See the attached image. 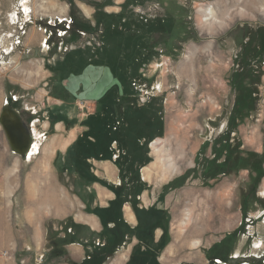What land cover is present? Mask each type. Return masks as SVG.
<instances>
[{
    "label": "rangeland",
    "instance_id": "374dc122",
    "mask_svg": "<svg viewBox=\"0 0 264 264\" xmlns=\"http://www.w3.org/2000/svg\"><path fill=\"white\" fill-rule=\"evenodd\" d=\"M229 2L0 0V109L23 110L37 95L50 123L80 127L70 174L79 156H130L135 175L125 185L134 193L139 181L150 187L132 210L136 219L112 220L128 230L102 247L99 264L116 252V264H264V151L242 140L255 127L249 140L261 137L264 146V16ZM232 10L244 16L225 23ZM150 109L163 112L161 140L143 136L144 124L161 123ZM34 134L29 158L40 152V160L47 139ZM142 140L151 141L143 180ZM177 146L183 157L168 173ZM90 169L78 166L79 176Z\"/></svg>",
    "mask_w": 264,
    "mask_h": 264
},
{
    "label": "crops",
    "instance_id": "0c3cea01",
    "mask_svg": "<svg viewBox=\"0 0 264 264\" xmlns=\"http://www.w3.org/2000/svg\"><path fill=\"white\" fill-rule=\"evenodd\" d=\"M31 97L33 103L23 110L11 106L29 127L32 135L37 132L39 137L36 139L40 137L47 139L45 142L47 148L44 151V158L40 160H37L40 152L31 158L28 153L25 156L18 155L11 150L5 134L0 129V264H99L97 260L102 257L100 252L102 247L113 237L118 236L117 234L123 236L128 230L124 224L117 227L118 221L136 219L132 210L139 207L140 197L143 199L150 187L147 183L139 181L141 190L138 189L134 193L130 190L131 187L126 186L135 175L130 156H117L118 160H122L121 163H118L116 158L109 162L86 160L92 164L93 169L82 177L79 176L81 173H78V166L82 164L86 166V162L84 155L79 156L76 160L77 172L70 174L71 152L75 145L80 147L83 142V140L79 142L80 127L75 129L62 122L50 123L43 117L47 115V109H41L37 103V95ZM154 109L148 111L149 115L161 116V123L158 122L151 127L155 122L149 121L148 125L144 124L141 127L142 132L147 133L143 136L151 137V141L161 140L166 127L163 112H159L158 109L156 114ZM256 131L255 127L253 130L249 128L247 131L249 135L245 137L246 139L242 138L243 146L261 153L264 151L261 137L257 141L249 140ZM239 132L241 134L240 129ZM182 142L179 140L178 144ZM206 142L211 140H206L202 144ZM148 143L142 140L137 144L142 157L139 160L142 164H147L142 166L143 174L142 171L139 172L142 180L149 176V172L145 173L149 170L146 166L151 163ZM177 148L178 151L176 152L174 148L172 155L173 165L177 166L174 172L179 168L183 157L181 146ZM121 153L127 154L123 151ZM128 161L130 167L127 165ZM102 163L107 169L104 174L100 170L103 167ZM171 168L170 166L169 169ZM71 176L77 181L75 192H71L74 188L69 184ZM135 185L136 181L133 180V186L136 187ZM125 186L128 188L127 191H123ZM259 190L260 196L264 197V179ZM149 206H143L147 210L144 208L137 210L140 219H144L149 212ZM127 211L132 219L127 217ZM113 219L117 223L112 222ZM131 225L133 232L136 230L133 227L135 224ZM118 253L108 259L106 264H116L113 261Z\"/></svg>",
    "mask_w": 264,
    "mask_h": 264
},
{
    "label": "water",
    "instance_id": "95a60500",
    "mask_svg": "<svg viewBox=\"0 0 264 264\" xmlns=\"http://www.w3.org/2000/svg\"><path fill=\"white\" fill-rule=\"evenodd\" d=\"M0 126L11 150L18 155L25 156L29 152L32 143L31 131L12 106L5 105L2 107Z\"/></svg>",
    "mask_w": 264,
    "mask_h": 264
},
{
    "label": "bare ground",
    "instance_id": "6f19581e",
    "mask_svg": "<svg viewBox=\"0 0 264 264\" xmlns=\"http://www.w3.org/2000/svg\"><path fill=\"white\" fill-rule=\"evenodd\" d=\"M22 6H23V9L25 10V12L27 13L28 12V8L25 5V3H23ZM238 6H240L242 8H245L244 10L247 9V10L253 12V13H261L264 16V9L262 8V7H264V0H230V2L228 3L227 8L238 7ZM207 12L210 13V10H208ZM228 15H229V17L225 18V23L228 22L230 20V18L232 19L234 16H237V15L244 16L242 14H238V12H236L235 10H232V12H230V14L228 13ZM7 105L9 106V104H7ZM31 135H32V133H31ZM31 137H32V143H31V145H32L33 144V135ZM30 151H31V148H30V150L28 152V155L30 154ZM171 167H172V172H174L175 168H177L175 165H172ZM169 168H170V166H167L165 168V170L168 171ZM148 172H149V170H147L145 173H148Z\"/></svg>",
    "mask_w": 264,
    "mask_h": 264
},
{
    "label": "trees",
    "instance_id": "16d2710c",
    "mask_svg": "<svg viewBox=\"0 0 264 264\" xmlns=\"http://www.w3.org/2000/svg\"><path fill=\"white\" fill-rule=\"evenodd\" d=\"M230 152H231V151H230ZM229 156L231 157L232 154L230 153ZM57 158H58V157H57ZM237 160H238V163H240V162L242 163V162H243L242 159H240V161H239V159H237ZM143 233L147 236V233H146V232H143ZM109 249H110V247H108V246H105L104 249H103V250H105L106 252H108V254H107L106 252H104V253H106V256H110V254L112 253V251H111V250L109 251ZM100 252L102 253V250H101ZM104 253H103V254H104Z\"/></svg>",
    "mask_w": 264,
    "mask_h": 264
},
{
    "label": "built area",
    "instance_id": "2783aa9c",
    "mask_svg": "<svg viewBox=\"0 0 264 264\" xmlns=\"http://www.w3.org/2000/svg\"><path fill=\"white\" fill-rule=\"evenodd\" d=\"M17 40V39H16ZM15 44H18V41L17 42H15Z\"/></svg>",
    "mask_w": 264,
    "mask_h": 264
}]
</instances>
